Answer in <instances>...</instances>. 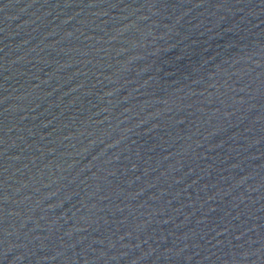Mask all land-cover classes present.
Masks as SVG:
<instances>
[{
    "label": "water",
    "instance_id": "obj_1",
    "mask_svg": "<svg viewBox=\"0 0 264 264\" xmlns=\"http://www.w3.org/2000/svg\"><path fill=\"white\" fill-rule=\"evenodd\" d=\"M0 264H264V0H0Z\"/></svg>",
    "mask_w": 264,
    "mask_h": 264
}]
</instances>
